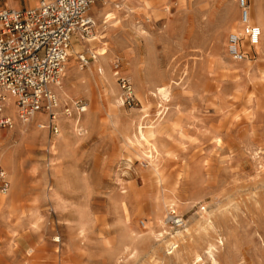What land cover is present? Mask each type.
Here are the masks:
<instances>
[{
	"label": "rangeland",
	"instance_id": "rangeland-1",
	"mask_svg": "<svg viewBox=\"0 0 264 264\" xmlns=\"http://www.w3.org/2000/svg\"><path fill=\"white\" fill-rule=\"evenodd\" d=\"M239 2L101 0L89 9L94 23L68 51L79 45L66 61L76 69L61 78L70 99L55 112L61 123L66 110L80 117L85 132H67L68 145L50 153L61 132L46 116L26 124L34 141L26 132L18 142L15 118L0 130V139L11 133L0 147L14 151L0 159L8 183L0 195L11 197L0 210V264H194L196 254L211 264L208 253L218 264H264L263 25L256 47L239 40L237 54L228 49L244 11L255 21L261 9L264 21V0ZM100 47L108 50L101 66L92 54ZM160 86L169 89L163 103ZM6 107L13 113L12 100ZM140 124L155 130L153 159L137 141ZM171 187L189 204L173 207L181 228L161 207ZM184 226L182 240L170 239Z\"/></svg>",
	"mask_w": 264,
	"mask_h": 264
},
{
	"label": "built area",
	"instance_id": "built-area-1",
	"mask_svg": "<svg viewBox=\"0 0 264 264\" xmlns=\"http://www.w3.org/2000/svg\"><path fill=\"white\" fill-rule=\"evenodd\" d=\"M35 2L34 7L23 11L0 8V130L14 125L6 111V97L11 96L20 122L28 123L34 116L44 115L49 129L57 133L58 97L53 88L62 75L73 38L86 33L93 24L88 12L96 1ZM240 7L245 8L244 0H240ZM243 20H247L245 11ZM258 33L256 28L250 31L252 36ZM230 41L236 42L234 38ZM122 88L129 90L123 80ZM76 110L81 114L85 107L79 103ZM65 113L70 116L68 110ZM7 188L0 170V190L6 192ZM168 220L175 228L184 224L173 211L168 213Z\"/></svg>",
	"mask_w": 264,
	"mask_h": 264
},
{
	"label": "bare ground",
	"instance_id": "bare-ground-1",
	"mask_svg": "<svg viewBox=\"0 0 264 264\" xmlns=\"http://www.w3.org/2000/svg\"><path fill=\"white\" fill-rule=\"evenodd\" d=\"M139 3V2H138ZM240 3V2H239ZM240 5V4H239ZM142 7H143V9H145V10H147L148 8H149V5H148V3H144L143 5H142ZM91 8V7H90ZM227 10H230V8L229 9H227ZM226 10V11H227ZM231 11V10H230ZM148 12V11H147ZM229 12L227 11V13H226V15L228 14ZM233 13H235V12H233ZM246 14H247V12H246ZM260 14H262V11H261V9H259V10H257V12L255 13V15H256V17H255V21H253V18H252V16H250L249 18L247 17V20L246 21H244L243 20V18H242V20H243V22L241 21V22H239L240 23V28H241V31H239V32H237V31H233L234 32V34L236 35H230V37L231 38H234L235 40H236V42L235 43H232L231 41V43L228 45V49L230 50V52L231 53H233V54H237V52H238V45H237V42L239 41V40H243V44L244 45H250V47L251 46H253V45H255V47L259 44V38L261 37V30L260 29H263L262 28V25H263V27H264V21H263V19H262V17H261V15ZM112 15L113 14H110V13H101L100 12V14H99V16H102L103 18V21L104 20H111V17H112ZM228 15H230V14H228ZM232 15V14H231ZM227 16L225 19H227L228 18V22H232V23H234V22H236V19L233 17V15L232 16ZM92 19V18H91ZM92 22H93V19H92ZM238 22V21H237ZM94 23V22H93ZM238 24V23H237ZM258 24H261V28H259L258 26H255V25H258ZM93 25V24H92ZM260 26V25H259ZM167 27V26H166ZM252 28H256V29H258V31H259V33H258V35H254V36H252L251 34H250V31H251V29ZM95 39V38H94ZM92 40V39H91ZM97 40V39H96ZM245 41V42H244ZM89 42V41H88ZM87 42V43H88ZM92 42V41H91ZM78 48H79V45L78 44H73V48H72V53H71V55H69V57H68V59H69V61L70 60H72V58H74L73 56L77 53V50H78ZM122 49V48H121ZM69 51V50H68ZM108 51V50H107ZM107 51L105 50V47H100V48H97V50L96 51H94V52H92V54L94 55L93 56V58L95 59V60H98V63H99V65H100V62H99V59H101V58H104V57H106L105 55H106V53H107ZM108 54H109V52H108ZM241 58V57H240ZM81 60H84V59H82V57L80 58ZM74 60V59H73ZM107 60V59H106ZM67 63V62H66ZM95 66V65H94ZM101 66V65H100ZM76 69L73 65H72V63L71 62H69L67 65L65 64V67H64V70H63V72H62V75H61V77H60V79H59V81H58V83L54 86V91L56 92V95L58 96V101H59V106L61 105V104H64V105H66L67 104V100H69L70 99V97L68 96V94H67V90L66 89H64L63 88V86H62V83H61V80L62 79H68V76H69V71L71 70V69ZM153 68V67H152ZM66 70V72H64ZM95 71H97V69L95 70ZM64 74V75H63ZM70 74H71V71H70ZM100 75V74H99ZM85 77V76H84ZM62 78V79H61ZM155 83V82H154ZM170 84V83H169ZM172 85V84H171ZM167 86H169V85H167ZM168 88H166L165 86H160V87H156L155 88V94H156V96L158 95V97H159V99H160V102H165L166 100H167V98H168ZM8 98H11V100H12V108H13V99H12V97L11 96H7L6 97V101H7V99ZM154 98V97H153ZM7 103V102H6ZM122 103V102H121ZM162 105H164V104H162ZM162 105L160 106V107H162ZM67 106V105H66ZM162 109V108H161ZM163 111H164V109H162ZM7 111V113L12 117V118H15V119H17L16 118V116H15V114H14V108H13V113H11L10 114V112H8V109L6 110ZM160 112V111H159ZM161 113V112H160ZM166 113H167V111H166ZM12 114H13V116H12ZM58 114V113H57ZM60 114V113H59ZM162 114V113H161ZM85 115V114H84ZM36 116H44V115H36ZM61 116V115H60ZM59 116V117H60ZM63 116V115H62ZM45 117V116H44ZM70 116H67V117H64L65 119H63L62 121V123H61V120L57 117V121H56V123H57V125H58V128H59V130H60V132L61 133H59L58 135H56L57 137L56 138H54L55 140H54V142L52 143L51 142V144L52 145H50V150H49V152L51 153V152H53L54 151V149L56 148L55 147V145L57 144H61V146L63 145V147H66L67 145H68V142L70 141V138H68L65 134H67V132H71V133H73V134H71V135H74V136H77V137H79V136H82V133H84L85 131H84V125H85V123L81 120V118L80 117H78V118H69ZM77 117V116H76ZM33 119H35V116H34V118ZM32 119V120H33ZM18 120V119H17ZM31 120V121H32ZM87 120V119H86ZM13 121H14V119H13ZM19 121V120H18ZM30 121V122H31ZM17 123V122H16ZM84 123V124H83ZM27 124V123H26ZM26 124L25 123H23V122H20V123H18V133L20 134V137L18 138V142H21V141H23V137L22 136H24L25 134H27L28 133V137H29V139L31 140V141H34L36 138H38L37 136H38V132L36 131V130H34V129H30V128H26ZM61 125H62V127H61ZM143 125V124H142ZM141 124L140 125H138V128H137V141L139 142V141H141V142H143V146H145V149H147L148 150V153H147V158L148 159H153V157H154V154L157 152V150H156V147H154V144L152 143V141H153V139H155V137H156V133H155V130L150 126V127H147V126H142ZM37 127V126H36ZM159 127V126H158ZM38 128V127H37ZM42 129L44 128V127H41ZM45 129V128H44ZM27 132V133H26ZM11 133H9L7 136H5V137H2L1 139H0V142H3V140H5V139H7L8 137L10 138V135ZM69 135V134H68ZM15 136V135H14ZM18 137V136H17ZM76 138V137H75ZM15 139V138H14ZM13 139H11V141H12ZM77 140V139H76ZM41 141L42 142H44L45 141V139L42 137L41 138ZM160 141V140H159ZM41 142V143H42ZM50 142V141H49ZM76 142V141H75ZM15 143V142H14ZM31 143V142H30ZM78 143V142H77ZM126 143V142H125ZM135 143V142H134ZM46 144V143H45ZM138 144V143H137ZM14 145V144H13ZM33 145V144H32ZM56 145V146H57ZM130 145V144H129ZM133 145V144H132ZM135 145V144H134ZM133 145V146H134ZM139 145H140V143H139ZM138 145V146H139ZM4 146V145H3ZM31 146V145H30ZM4 147H6V146H4ZM62 147V148H63ZM135 147H137V145H135ZM8 148H9V146H8ZM7 148V149H8ZM129 148V147H128ZM4 149V148H3ZM2 149V146L0 147V159H1V157H3V158H5L6 159V161H11L12 159H13V152L12 151H9V152H7V153H5V151ZM6 149V150H7ZM22 149V148H21ZM61 149V148H60ZM130 149V148H129ZM19 150V149H18ZM136 150V149H135ZM146 150V151H147ZM59 151V150H58ZM15 152H16V150H15ZM145 152V151H144ZM16 153H18V152H16ZM16 155V154H15ZM53 156H54V154H52ZM60 156V155H59ZM146 156V155H145ZM1 161V160H0ZM6 161H5V163H6ZM15 161V160H14ZM150 161V160H149ZM8 163V162H7ZM7 163H6V165H7ZM10 163V162H9ZM16 165V164H15ZM9 166V165H8ZM14 166V165H13ZM12 167V166H11ZM20 168H21V166H20ZM16 171V170H15ZM51 173V172H50ZM76 173V172H75ZM77 174V173H76ZM80 176V175H79ZM67 178V177H66ZM81 178V177H80ZM55 182V181H54ZM190 182V181H189ZM187 183V182H186ZM189 184V183H188ZM187 184V185H188ZM180 185V184H179ZM190 186V185H189ZM188 186V187H189ZM164 187H166V186H164ZM168 187V186H167ZM177 187H178V185H177ZM172 188V187H171ZM14 190V189H13ZM12 190V191H13ZM168 191V192H167ZM167 191H165V192H167V193H165V194H169L168 195V198H164L163 199V202H162V205H161V207H163L162 209H165L166 210V208L167 207H171V208H169L170 209V212L171 211H173L175 214H177L174 210L175 209H173V207H183V208H185V209H187L188 208V206H189V204H187V202L186 201H181V200H179V198L177 197V192H176V188L175 187H173L172 189H170V190H167ZM164 193V192H163ZM3 194V193H2ZM10 198L11 197H7V196H2V195H0V210H4L5 208H7L8 207V205L11 203V201H10ZM49 202V201H48ZM189 203V202H188ZM159 204H160V202H159ZM191 204V203H190ZM156 206V205H155ZM158 206H160V205H158ZM10 208V207H9ZM190 208V207H189ZM161 209V210H162ZM160 210V209H159ZM3 212V211H2ZM161 212V211H160ZM164 212V211H163ZM163 212H161V213H163ZM178 215V214H177ZM28 216V215H27ZM30 216V215H29ZM209 215H207V217H204L203 218V220L205 221V222H207L208 220H209V217H208ZM17 218V217H16ZM160 218V217H159ZM162 219V218H161ZM159 221V220H158ZM165 221V220H164ZM160 223V225H162V222L160 221L159 222ZM2 224V223H1ZM202 224V221L201 220H195V219H190V227H192V228H200L199 226H202L201 225ZM209 225H211V221L209 222ZM163 226V225H162ZM212 226V225H211ZM160 227V226H159ZM210 228H213V227H210ZM158 229V228H157ZM10 230V229H9ZM188 228H186V226H184L183 227V230H181V231H179V230H177V232H176V237H173V236H171L170 237V239H173V240H182L183 238H184V236H185V234L188 232ZM207 230V229H206ZM166 233V232H165ZM255 235V234H254ZM155 240V239H154ZM172 240V241H173ZM55 241H57V240H55ZM134 241V240H133ZM60 242V241H59ZM255 243V242H254ZM172 245H175L174 243H172ZM212 247V246H211ZM264 249V248H263ZM127 250V249H126ZM128 251V250H127ZM132 252V251H131ZM196 254V253H195ZM210 256H209V259H210V262H211V264H218L217 263V260L214 258V256L211 254V253H208ZM129 255V254H128ZM261 255H263L264 256V254L262 253ZM117 260V259H116ZM201 258H200V255H195L194 257H193V263L194 264H199V262H201ZM116 262V261H115ZM209 262V263H210Z\"/></svg>",
	"mask_w": 264,
	"mask_h": 264
},
{
	"label": "crops",
	"instance_id": "crops-1",
	"mask_svg": "<svg viewBox=\"0 0 264 264\" xmlns=\"http://www.w3.org/2000/svg\"><path fill=\"white\" fill-rule=\"evenodd\" d=\"M95 1L96 2H99L101 0H95ZM107 1L108 2H111V1H117V0H107ZM120 1L121 2H124V3H129V2H132L134 0H120ZM35 4H36L35 0H0V8H2V9H10V10H16V11H23V10L30 9V8L34 7ZM91 7H94V5L91 6ZM10 100H11V98H8L7 99V102H9ZM36 117H38V116H35V118Z\"/></svg>",
	"mask_w": 264,
	"mask_h": 264
}]
</instances>
